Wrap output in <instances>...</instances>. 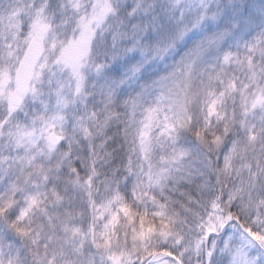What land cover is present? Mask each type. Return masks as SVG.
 Masks as SVG:
<instances>
[{
    "label": "snow or ice",
    "instance_id": "obj_1",
    "mask_svg": "<svg viewBox=\"0 0 264 264\" xmlns=\"http://www.w3.org/2000/svg\"><path fill=\"white\" fill-rule=\"evenodd\" d=\"M0 264H264V0H0Z\"/></svg>",
    "mask_w": 264,
    "mask_h": 264
}]
</instances>
